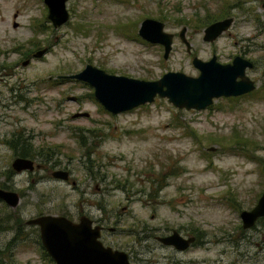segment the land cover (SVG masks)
Wrapping results in <instances>:
<instances>
[{
    "label": "rangeland",
    "instance_id": "rangeland-1",
    "mask_svg": "<svg viewBox=\"0 0 264 264\" xmlns=\"http://www.w3.org/2000/svg\"><path fill=\"white\" fill-rule=\"evenodd\" d=\"M262 2L67 0L69 20L54 28L43 0H0V186L20 193L14 209L0 201L1 264H54L32 243L25 220L79 212L125 213L129 223L138 218L172 229L187 225L199 234L200 242L184 252L151 238L153 250L137 257L159 264H264V220L237 229L240 210L251 208L264 190ZM226 16L232 25L213 41L203 40L206 21ZM147 17L173 35L167 59L160 45L138 36ZM183 27L189 52L178 36ZM43 48L42 56H33ZM212 55L220 63L235 55L251 60L246 74L255 89L219 97L200 110L156 96L111 114L91 97L89 85L66 77L88 63L143 80L167 71L197 76L192 58ZM78 112L89 115L72 117ZM19 139L28 140L49 170H69V179L39 169L11 177L10 145Z\"/></svg>",
    "mask_w": 264,
    "mask_h": 264
},
{
    "label": "water",
    "instance_id": "water-1",
    "mask_svg": "<svg viewBox=\"0 0 264 264\" xmlns=\"http://www.w3.org/2000/svg\"><path fill=\"white\" fill-rule=\"evenodd\" d=\"M67 0H43L47 7V18L54 28L69 20L66 8ZM264 7V2L262 3ZM232 23V17L216 20L203 29V40L213 41L226 31ZM16 26V22L13 23ZM186 27L179 31V38L189 52L190 44L184 37ZM138 36L144 41L160 45L163 58L167 59L172 47L173 35L164 30L163 22L144 18L139 23ZM46 48L35 51L34 57L42 56ZM27 60L23 62L26 64ZM192 65L198 69L197 76L186 75L180 71H167L155 80H143L124 75L111 74L92 64H86L76 73L67 75L71 79L84 82L93 89L94 98L111 114L129 111L140 105L151 103L157 96L166 98L177 108L205 109L219 97H235L255 89V83L246 74L252 68L250 60L235 56L228 63H220L213 55L208 60L193 57ZM76 100L75 96L68 98ZM87 112H78L72 117H87ZM34 163L30 159L17 157L12 163L16 171L32 170ZM38 168L39 165L35 164ZM51 176L66 181L68 172L56 169ZM73 184V183H72ZM0 199L9 207L15 208L19 202L18 195L0 188ZM264 216V190L256 204L249 210H242L240 219L244 228L254 225L257 218ZM29 222L39 226L40 240L47 254L55 264H129L127 254L123 251L103 247L97 240L99 231H89L83 225H77L65 217L44 215ZM166 244L179 249L185 248L192 240L181 239L178 235L161 238Z\"/></svg>",
    "mask_w": 264,
    "mask_h": 264
},
{
    "label": "flooded vegetation",
    "instance_id": "flooded-vegetation-1",
    "mask_svg": "<svg viewBox=\"0 0 264 264\" xmlns=\"http://www.w3.org/2000/svg\"><path fill=\"white\" fill-rule=\"evenodd\" d=\"M263 2H264V0H263ZM261 6H262V4H261ZM227 17L228 16L223 17L221 19H224V18H227ZM229 17H231V16H229ZM221 19H216V20H221ZM216 20H213V21L209 22L207 25H209L210 23H212V22H214ZM232 23H233V17H232ZM232 23H231V25H232ZM178 36H179V33H178ZM235 56H237V55H235ZM238 56H240V55H238ZM245 59H247V58H245ZM246 94H248V93H246ZM242 95H245V94H242ZM235 97H237V96H235ZM26 141L28 142L27 139H26ZM27 142H26L27 147L25 149L26 150H31L30 149V145L28 144L29 142L28 143ZM19 146L17 148H15V150L13 149V152H14L13 160L15 158H17V157H22V156L19 155L21 153V149H22ZM22 158H26V159L32 160L33 163H34L33 169L32 170L16 171V170L12 169V167H11V169H9L10 172L8 173V174L11 175V177L16 176V175H18V174H20L22 172H25V171L32 173L36 169L44 170L50 176H51V172L53 170L62 169V170H66L68 172V179L70 177V171L67 170V169L53 168V169L49 170L45 163L37 162V161H39L38 156H36L34 158H31V157H22ZM12 161H11V163H12ZM35 164H38L39 167L37 168ZM10 166H11V164H10ZM38 178H37L36 181L39 180ZM71 183L74 184V181H71ZM0 188L15 192L18 195L19 201H20V193L18 191H14V190L7 189V188H2L1 186H0ZM0 201H2V200L0 199ZM256 202H255V204H256ZM3 203L6 204L5 202H3ZM251 208H249V209H251ZM249 209H245V210H249ZM241 211L242 210H240V212H239V218H240ZM44 215H49V214L48 213L47 214L38 213V214H35V215L31 216L27 220H25V226L27 227L25 229L27 231H28V229L32 230V236L31 237L34 238L32 243L35 244V246H37L38 248H40L41 251L43 252V254H45V253L47 254V252L44 249V247H43V245L41 243V240H40L39 226L34 224V223L29 222L33 218H36V217H39V216H44ZM50 215H55V214H50ZM123 215H125V213H123V214H106V213L92 214L90 212H79V213L59 214L57 216L65 217L67 220L71 221L74 224H77V225L81 224V225H83V227H85L89 231L98 230L99 231V235L97 237V240L103 245V247H110V248H112V250H119V251L125 252L127 254L129 264H159V262L158 261L156 262L155 260H149V259H145L143 257H140V258L137 257V254L140 255V252L142 254L145 251H149L150 252V251L153 250V248L155 247V244L150 241V240H152L151 238H153L154 242L158 246L169 248V249H172V250H175V251H178V252L187 251L193 244H196V243L198 244L200 242L199 234H197L195 231H193L191 226L187 227V225H185L184 227L180 226L179 229H175V228L172 229V228H168V227H165V226L162 227L160 225H154V224L150 225L147 222H145V220H143V219L141 220V219H138V218H133L132 219L133 222L129 223V222L125 221L126 219L122 218ZM263 220H264V216L259 217V218L256 219V221H255L253 226H251L249 228H244L242 226V222H241V219H240L241 224L239 226H237V229L240 231V226H241L243 231L250 230L251 228L255 227L256 222L263 221ZM135 227L137 228V230L134 229ZM26 230H25V237H24L25 239H27ZM136 232H137V235L135 234ZM125 233H127V234H125ZM241 233L244 234V232H241ZM120 235H122V236H125V235H129L130 236V235H132L133 238H130L125 243H121L120 244L117 241V237H119ZM172 235H178L181 239H185V240H187L189 238H192V240L183 249H179V248L175 247L172 244H166V243H164L161 240V238L170 237ZM239 235H240V233H239ZM233 240L236 241V239H234V238H233ZM259 249H262V247L260 246ZM52 262H53V260H52Z\"/></svg>",
    "mask_w": 264,
    "mask_h": 264
},
{
    "label": "trees",
    "instance_id": "trees-1",
    "mask_svg": "<svg viewBox=\"0 0 264 264\" xmlns=\"http://www.w3.org/2000/svg\"><path fill=\"white\" fill-rule=\"evenodd\" d=\"M212 20L210 19V21H206V22H211ZM206 22H204V23H206ZM92 98H93V95L91 96ZM20 140V139H19ZM14 140V142H11V148L12 149H14L15 150V148H17L19 145V147H21L22 149H21V153L19 154L20 156H22V157H31V158H34L35 156H36V154L33 152V150L31 149V150H26L25 148L27 147V144H26V142L24 141V140ZM26 140V139H25ZM21 143V144H20ZM38 155L40 156V157H44L45 159H49L50 157H49V154H46V155H44V154H39L38 153ZM2 188H5L4 186H1ZM48 259H49V261L51 262V263H53L52 262V259L48 256V254H44ZM2 263V261H1V258H0V264Z\"/></svg>",
    "mask_w": 264,
    "mask_h": 264
}]
</instances>
